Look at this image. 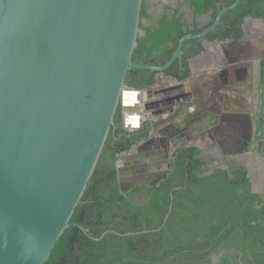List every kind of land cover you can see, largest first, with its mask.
I'll return each instance as SVG.
<instances>
[{
  "label": "water",
  "instance_id": "water-1",
  "mask_svg": "<svg viewBox=\"0 0 264 264\" xmlns=\"http://www.w3.org/2000/svg\"><path fill=\"white\" fill-rule=\"evenodd\" d=\"M142 1L0 0V264H46L69 227L96 241L109 233L139 234L110 230L93 238L70 222L115 131L118 106L129 110L125 95L152 98L151 89L128 88L126 75L132 69L163 73L186 41L204 39L241 2L220 10L201 32L183 36L169 61L153 66L132 61ZM186 106L178 103L174 116ZM139 146L118 157L137 162L132 153L139 154Z\"/></svg>",
  "mask_w": 264,
  "mask_h": 264
},
{
  "label": "trees",
  "instance_id": "trees-1",
  "mask_svg": "<svg viewBox=\"0 0 264 264\" xmlns=\"http://www.w3.org/2000/svg\"><path fill=\"white\" fill-rule=\"evenodd\" d=\"M235 1L179 0L175 8L163 5L161 13L153 16L143 0L142 33L132 61L164 65L183 36L209 27L219 11ZM246 18L264 20V0H241L204 39L186 41L180 57L161 74L176 82L187 80L189 61L203 52V43L239 42L244 36ZM143 19L149 24H144ZM157 74L132 69L126 75L125 85L147 90L154 85ZM122 121L119 105L114 116L115 132L110 131L70 222L82 226L93 238L110 230L139 234L119 237L109 233L96 241L79 228L69 227L58 239L46 264H211L213 254L230 250L238 253L235 257L240 258L241 264H264V197L261 199L250 191L246 170L231 164L230 175L216 169L202 176L206 163L199 156L200 149L187 146L176 150L171 172L155 188L119 183L115 166L118 155L148 138L150 130L145 122L128 131L122 127ZM141 195L146 201L142 206L135 202ZM221 263L226 264L225 256Z\"/></svg>",
  "mask_w": 264,
  "mask_h": 264
},
{
  "label": "flooded vegetation",
  "instance_id": "flooded-vegetation-1",
  "mask_svg": "<svg viewBox=\"0 0 264 264\" xmlns=\"http://www.w3.org/2000/svg\"><path fill=\"white\" fill-rule=\"evenodd\" d=\"M262 21L264 22V20ZM244 39L245 34L237 43L231 41L222 42L231 43V45H240ZM256 43L257 44H252L251 42L249 45L244 46V48L233 51L234 62L231 69L232 71L238 72V78L234 79V82L230 85L226 83V86L231 87L230 89L235 97L233 99L235 107H226L222 109L221 106H217L218 101L223 100V97H220L216 92L221 88L220 84H218L216 90L210 95L201 97L199 102L201 106L199 107L200 123L199 126L189 130L188 138L173 139L172 133L175 131L172 127H168V125H170L175 118H180L181 114H188L191 108L189 106L182 107L180 113L175 116L173 112L172 116L156 121L160 123L157 127L153 125L156 122L151 123L142 120L139 128L145 122H148L150 125L149 136L143 141L152 139L153 143L147 147L143 145V141L137 144V146H141L140 153H136L138 163L135 162L126 166L121 162L122 159L118 157L115 166L117 169V163L121 162L119 165L121 179H119L117 169V179L119 183L124 181L127 182L130 187L144 186L153 189L163 176H168V173L171 172V162L176 150L182 147L195 146L200 149L199 156L206 163L201 170L202 176L212 174L216 169L228 171L230 175L229 168L231 164L241 166L246 170V176L250 183V191L260 195L261 199H263L264 37H258ZM244 76L247 78L246 82L244 81ZM186 104L190 103L187 102ZM177 110L178 108L176 107L175 111ZM194 123L195 120L193 121V124ZM190 124L192 125V122H190ZM122 127L127 130V128L124 127L123 121ZM192 141L198 142L192 144ZM181 144H183L182 147H178ZM175 145V150L171 152V149H173ZM147 159L155 160V166H144L142 162H147ZM123 167L131 172V174H128L129 176L139 174L141 178L137 180L136 178L127 177V175H124L125 170ZM153 170L156 171L150 172ZM122 192L126 193V190H122ZM143 197L144 195H141L135 199V202L140 206L146 203ZM171 205L172 204H170V206ZM237 254L238 253L234 250L226 252L220 251L210 257V262L211 264H223L221 260L225 256L226 264H241L240 258L235 257Z\"/></svg>",
  "mask_w": 264,
  "mask_h": 264
},
{
  "label": "crops",
  "instance_id": "crops-1",
  "mask_svg": "<svg viewBox=\"0 0 264 264\" xmlns=\"http://www.w3.org/2000/svg\"><path fill=\"white\" fill-rule=\"evenodd\" d=\"M145 1L148 4L149 10L152 5L155 4L154 2H159L160 0ZM161 1V5L158 6L159 9L161 7V10L164 4L171 8H175L179 2V0ZM148 24L149 21L147 22V25ZM243 31L245 39L240 45H231V43L217 41L204 42L203 52L200 55L191 58L189 61V80L187 79L183 82H176L163 74H157L154 85L149 88L152 90L151 99H148L145 94L138 100L135 99V96L128 95L129 104H127V106L129 107V110L122 109L124 127H127V125H130L129 123L132 122L138 123L139 120L152 123L165 119L172 116V112L175 111L177 104L180 103V101L184 103L188 102L191 107L188 114H181L180 118L172 120L170 125L167 124L168 127H172L171 125L175 124V126L172 127L175 131L172 133L173 139L188 138L189 130L199 126L200 123L199 107L201 106L199 105V102L201 97H207L210 95L216 90L218 84H220L221 88L216 92L220 97H223V100L218 101L217 106H221L222 109H225L226 107H235L233 103L235 97L230 89L231 87L226 86V83L230 85L234 82V79L238 78V72H235L234 70L232 71L231 69L234 62L233 51H238L239 49L244 48V46L249 45L251 42L252 44H257V38L264 37V22L261 19L246 18L243 24ZM243 78L246 82V76ZM164 111H171V113L164 115ZM194 120L195 123L193 124ZM190 122H192V125ZM197 142L198 141H192L191 143L195 144ZM121 162L126 166L131 165L129 161L122 160Z\"/></svg>",
  "mask_w": 264,
  "mask_h": 264
},
{
  "label": "rangeland",
  "instance_id": "rangeland-1",
  "mask_svg": "<svg viewBox=\"0 0 264 264\" xmlns=\"http://www.w3.org/2000/svg\"><path fill=\"white\" fill-rule=\"evenodd\" d=\"M155 1V0H154ZM155 4H153L152 5V7L148 10V12L151 14V15H153V16H157V15H159L160 14V12H161V7H160V9L158 8V6H160L161 5V3H162V1L160 0L159 2H154ZM165 5V4H164ZM159 9V10H158ZM147 22H148V20H146V19H143V23L144 24H146L147 25ZM142 33V31H140V34ZM139 147H141V146H139ZM135 153H137V152H134V153H132V154H135ZM125 170V173H124V175H127V177H132V178H136L137 180H139V178H141V176H139V174H133L132 176H129L128 174H131V172H129L128 171V169H124ZM127 170V171H126Z\"/></svg>",
  "mask_w": 264,
  "mask_h": 264
},
{
  "label": "bare ground",
  "instance_id": "bare-ground-1",
  "mask_svg": "<svg viewBox=\"0 0 264 264\" xmlns=\"http://www.w3.org/2000/svg\"><path fill=\"white\" fill-rule=\"evenodd\" d=\"M128 95H129V94H126L125 97H124V99H125V102H127V103L129 104ZM129 96H130V95H129ZM132 100H133V98H132ZM129 124L132 125V126H134V125L137 124V123H136V122H132V123H129Z\"/></svg>",
  "mask_w": 264,
  "mask_h": 264
}]
</instances>
